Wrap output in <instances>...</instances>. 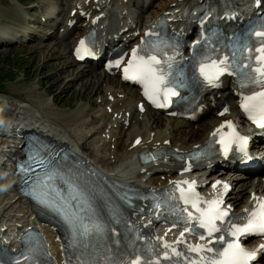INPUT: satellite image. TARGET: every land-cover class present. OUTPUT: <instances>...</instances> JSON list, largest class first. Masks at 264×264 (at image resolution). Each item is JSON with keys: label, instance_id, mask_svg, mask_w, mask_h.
Masks as SVG:
<instances>
[{"label": "bare ground", "instance_id": "bare-ground-1", "mask_svg": "<svg viewBox=\"0 0 264 264\" xmlns=\"http://www.w3.org/2000/svg\"><path fill=\"white\" fill-rule=\"evenodd\" d=\"M196 1L198 0H162L160 5L148 12V18L144 20L143 14L146 12V2L138 7L139 0H126V3H123V0H99V2L96 0H77L70 10V12L75 10V15L68 16L67 22H72L80 18L81 15L83 19L80 30L75 35H71L74 28L67 29L68 33L65 40L68 42V50L73 52L84 37V34L91 27L98 31L102 40H106L109 37L113 38L114 35L126 28L131 31L132 28L137 30L139 26L144 27L148 21L156 20L167 13H176L175 16L179 17L184 8L190 7ZM102 3L104 4L103 10H98L97 8ZM101 15L105 21L115 22L113 25L115 31L107 32L106 25L99 26L96 23L97 16ZM50 18L51 16L47 17L45 23ZM4 31L5 34L13 32L12 35L23 33V31L17 32L13 27H7ZM13 37L7 36L5 38L12 40ZM102 47L103 45H98L97 50ZM63 51L67 53V51ZM99 64L100 62L91 67V74H97L96 70L99 68ZM98 74L99 78L108 80V82L115 80L114 85L106 84L108 87H104L105 90L96 106L101 111L100 117L106 119L110 116L108 121L104 125L102 124L103 128H100V134H97L92 128L91 123L95 122V118L91 119L89 124H86V116H88L87 113L89 111L87 112L84 107H80L72 113H61L52 108V104L57 101L56 97H53L52 103L46 97V92L45 94L40 93L37 89H34L28 98L18 105L6 106L0 102V213H5L7 216H18L19 213H23L24 218L30 208L25 206V203L17 198L16 193L13 192L14 182L7 173L8 162L15 156L14 153L17 152L18 144H20V140H16L15 137L17 134L27 131V129L45 133L60 144L72 143L75 150L82 151V155H84L86 160L100 167L113 178L125 179L128 184L144 189H158L177 178L183 168L175 165L171 160L135 166L132 160L133 155H137L140 151L151 147L189 151L191 147L203 143L208 134L222 120L227 119H217L209 108L204 112L203 116L198 118L196 123L180 120L170 121V119H165L160 114L152 113L151 111H146L141 115L136 110V103L138 102L137 90L121 84L117 77H109L103 74L101 69ZM81 77V74L76 75L77 79ZM96 83L98 84V81ZM86 97L85 93L84 98ZM106 108L110 110V114L107 113ZM114 115H116V118L113 117ZM160 120H164L166 123L164 125L161 124V130L155 131L152 127L156 122L160 123ZM168 122H172V125ZM85 127H88V132H85ZM124 128H126V131L121 137L120 130ZM139 137L142 139V143L135 148L133 147V142ZM82 144L90 148L93 146L95 149L102 147L101 149L104 151L106 144L112 145L113 148L109 151V154L107 153V157L100 158L86 153L87 149ZM262 144L259 152L264 156V143ZM205 163L194 166V171L188 174L195 177L198 181V186L202 188L207 187V185L203 186L197 176L201 177L205 171L200 170L198 167L204 166ZM216 174H219V176L213 180L214 183L221 181L227 176L221 170L217 171ZM263 177L264 174L253 179L248 176L233 177L235 187L228 196V201L232 203L236 211L242 204H245V207L251 204L247 202L251 192H255L257 195H264ZM241 179L245 181L240 182ZM15 222H19V219H16ZM0 238L7 239L2 233H0ZM56 241V235L51 237L53 252L58 255L59 244ZM247 246L249 247L250 245L248 244ZM260 264H264V260Z\"/></svg>", "mask_w": 264, "mask_h": 264}, {"label": "snow or ice", "instance_id": "snow-or-ice-1", "mask_svg": "<svg viewBox=\"0 0 264 264\" xmlns=\"http://www.w3.org/2000/svg\"><path fill=\"white\" fill-rule=\"evenodd\" d=\"M259 3V0H258ZM257 37L264 38V31H258L255 33ZM81 45L84 44L82 40ZM261 53L257 57V62L261 65L254 69V71L261 78L258 82L264 86V47L257 49ZM77 54H80V49H77ZM120 60L115 62L116 66H119ZM160 61L156 56H140L136 48L132 49V56L128 60L127 65L123 68L124 79L132 80L141 83L144 87V95L151 101L156 107H165L171 96L176 95L174 88L169 87V81L163 71L157 67ZM111 66V65H110ZM215 67V65H213ZM201 72L204 74V66L201 67ZM211 80V77H209ZM162 96V100H161ZM244 110L248 113V118L255 123L258 127L264 128V91L256 92L252 96L245 98V103L242 104ZM230 131L226 134H221L219 143L223 146V150L227 153L229 146L232 143L240 142L241 150L243 145L247 143V137L241 136L235 131L231 122H227ZM224 125H221L223 128ZM220 129H217V133ZM217 133H213L215 136ZM139 143V140H137ZM186 171L188 169H185ZM54 179V174L46 176L45 180L38 183L41 187H47V181ZM176 188L179 191L178 199L183 202L185 207L181 209L186 215L180 222L182 223H195L197 228L203 229L204 232L200 233V239H205V234L208 237H213L215 233L221 232L225 235L232 237L231 240H226L225 235H221L219 240H209L208 244H186V252L178 250L180 244H184L183 237L185 233L196 232L195 228H185L180 233V238L176 241V246L168 244L167 242H161L163 251V260H170L171 255L176 257L183 256V264H248L250 260L255 259L256 250L249 251L242 247L237 241L241 236H247L250 234H264V201H262L258 209H254L248 215L243 218L246 220L243 224L228 223V227H222L225 223V217L228 215L220 205L222 200L216 199L211 201H201L198 194L194 190L193 183L188 181L175 182ZM219 183V182H218ZM181 184H187V189L181 187ZM215 187V185H213ZM225 185V189H227ZM71 188V185H70ZM75 195L72 197L76 204H69L65 201L64 205H59L58 202L49 198L48 194L39 191L37 187H33V194L39 203L59 213L65 222L67 223L71 233L73 244L77 247H88V243L93 236L99 237L104 231V225L95 213V209L91 204V196H89L84 190L72 189ZM59 196V192H57ZM176 198V197H173ZM63 199V197H61ZM201 203L206 204V207H201ZM188 205L195 210L189 211ZM163 206H167V201L163 202ZM67 207L79 209V211L68 212ZM162 207L161 202H156L152 205L153 210H159ZM91 212V215L85 216L81 213L83 211ZM115 216V213H113ZM157 218H159V212H156ZM220 222L219 224L217 222ZM175 226V225H174ZM140 238L139 236L137 237ZM130 247H134V242L130 244ZM264 247V246H262ZM170 250V251H169ZM187 253H195L196 257H190ZM210 254V255H209ZM19 264V262H17ZM80 264H91L90 261L81 260ZM105 264H161V258L145 260L140 254H135L133 257L126 258L122 261L115 262L109 258H105ZM179 264V261H177Z\"/></svg>", "mask_w": 264, "mask_h": 264}, {"label": "rangeland", "instance_id": "rangeland-1", "mask_svg": "<svg viewBox=\"0 0 264 264\" xmlns=\"http://www.w3.org/2000/svg\"><path fill=\"white\" fill-rule=\"evenodd\" d=\"M72 2L73 0H0V32L3 37L14 36L13 32L9 35L4 33L7 27H13L17 32L23 31L20 33L21 36L17 37L18 44L0 47V102L6 106L18 105L37 89L40 93L46 92V97L52 103L53 97H56L57 101L54 102L56 106L51 103L52 108L61 113H72L84 107L87 112L89 111L86 124L95 118L94 131L98 133L97 128L102 126L104 121L100 117L101 111L96 106L105 90L104 87L107 88L109 83L114 85L115 80L108 82L99 78L100 65L99 70H96L98 77L97 74H94V77L90 72L91 67L85 68L73 63L70 59L68 42L65 40L66 34L51 28L42 31L41 26L44 23L43 19L46 20L55 12L65 20ZM144 2H146V12L143 14V19H147L148 12L160 5L162 0H139L141 5ZM38 29L42 32L39 33ZM33 33H38L36 38ZM4 39L7 38H2L0 41ZM63 50L68 51L66 53ZM77 74H81L82 77L77 79ZM85 93L86 98H84ZM165 123L164 120H160V123L156 122L157 125L155 124L152 129L161 130V126ZM168 123L172 125V122ZM87 128H84L85 132H88ZM123 133L122 131L121 137ZM82 146L87 149L86 153L100 158L107 157V151L110 150L109 145L105 148L106 152L96 151L93 147H86L85 144Z\"/></svg>", "mask_w": 264, "mask_h": 264}]
</instances>
